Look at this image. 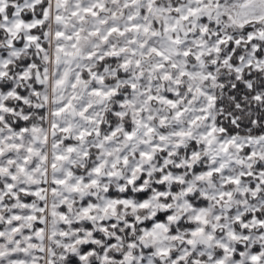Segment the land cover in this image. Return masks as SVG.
Here are the masks:
<instances>
[{
    "label": "snow or ice",
    "instance_id": "obj_1",
    "mask_svg": "<svg viewBox=\"0 0 264 264\" xmlns=\"http://www.w3.org/2000/svg\"><path fill=\"white\" fill-rule=\"evenodd\" d=\"M0 264H264V0H0Z\"/></svg>",
    "mask_w": 264,
    "mask_h": 264
}]
</instances>
